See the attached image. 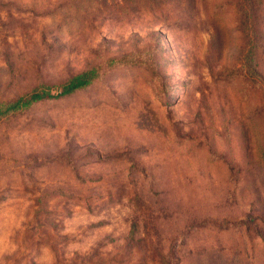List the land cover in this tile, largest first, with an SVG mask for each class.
I'll return each mask as SVG.
<instances>
[{
    "label": "rangeland",
    "instance_id": "rangeland-1",
    "mask_svg": "<svg viewBox=\"0 0 264 264\" xmlns=\"http://www.w3.org/2000/svg\"><path fill=\"white\" fill-rule=\"evenodd\" d=\"M0 264H264V0H0Z\"/></svg>",
    "mask_w": 264,
    "mask_h": 264
},
{
    "label": "trees",
    "instance_id": "trees-1",
    "mask_svg": "<svg viewBox=\"0 0 264 264\" xmlns=\"http://www.w3.org/2000/svg\"><path fill=\"white\" fill-rule=\"evenodd\" d=\"M90 80H91L90 73H85V74L71 80L69 85L64 87L62 92L60 94H58V96L72 93L73 91H75L79 88H82V87L86 86L87 84H89ZM52 97H54V96L49 92H44V91L34 92L30 96H28L27 98L19 100L16 104H14L12 106V108H16L20 104H30V103L35 102V101H39V100H43V99H50Z\"/></svg>",
    "mask_w": 264,
    "mask_h": 264
}]
</instances>
